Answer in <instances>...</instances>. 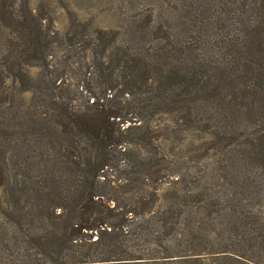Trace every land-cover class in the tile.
Segmentation results:
<instances>
[{"label":"trees","instance_id":"trees-1","mask_svg":"<svg viewBox=\"0 0 264 264\" xmlns=\"http://www.w3.org/2000/svg\"><path fill=\"white\" fill-rule=\"evenodd\" d=\"M53 3L0 0V264H264V0Z\"/></svg>","mask_w":264,"mask_h":264},{"label":"rangeland","instance_id":"rangeland-1","mask_svg":"<svg viewBox=\"0 0 264 264\" xmlns=\"http://www.w3.org/2000/svg\"><path fill=\"white\" fill-rule=\"evenodd\" d=\"M183 2L186 8L183 7ZM189 2L190 0H54L52 10L55 27L60 31L67 29L70 12L94 27L122 31L132 26L145 11L153 9L157 20L175 28L182 35L189 29L182 17ZM200 2L203 3L204 0Z\"/></svg>","mask_w":264,"mask_h":264}]
</instances>
